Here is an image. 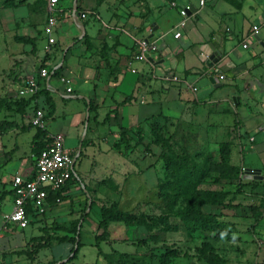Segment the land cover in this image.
<instances>
[{
  "label": "crops",
  "instance_id": "obj_1",
  "mask_svg": "<svg viewBox=\"0 0 264 264\" xmlns=\"http://www.w3.org/2000/svg\"><path fill=\"white\" fill-rule=\"evenodd\" d=\"M47 4L48 0H0V58L8 60L5 67L0 66V97L32 99L25 109L14 107L0 116L5 123L14 124L0 133V230L11 229L4 224V216L12 210L11 181L15 176H31L37 147L45 143L46 135H62V131L87 121L85 144L77 141L75 148L66 149L82 161L92 158L91 169L100 168L101 177L92 179L90 169L77 172L76 162L73 166L82 182L79 186L95 190L88 185L104 186L105 175L118 171L120 164V151L113 148L118 137L111 131L114 122L109 126L104 121L110 112L119 119L118 128L128 129L147 121L156 124L151 119L160 114L180 117L193 107L195 117L201 116L211 133L224 138L219 143L232 146L231 163L240 167L242 182L248 184L235 194L233 203L239 205L235 211L242 214L241 218L248 216L251 228L246 234L259 255L264 248V0H205L202 6L200 0H74L68 5L58 0L56 44L50 55L44 50L46 38L42 32ZM185 5L191 6V11L185 25L180 26L179 10ZM90 20L92 24L98 21L99 26L90 24ZM253 26L258 29L254 31ZM176 32L180 33L177 38ZM85 35L89 46L82 40ZM23 37L35 42H23ZM141 40L148 41L149 49L144 60H135ZM47 55L51 60L46 65H61V76L71 79L70 94L64 86H56L61 84L58 77L37 76ZM16 62L20 67L12 68ZM10 70L14 81H3L1 74ZM34 76L39 92L46 88L55 105L42 132L31 127L30 118L37 107L46 108L48 114L44 94H19L25 80ZM78 81L84 85L83 90L77 88ZM218 89H228L234 98H212ZM58 98L76 102L75 111L55 118ZM127 98L129 101L122 104ZM242 104L249 110L244 119L231 117L230 113L236 114ZM24 146L26 150L20 155ZM246 153L256 156V163L246 166ZM9 167L16 171L9 173ZM70 188L64 196L70 195ZM62 204L56 207L47 202L30 216L28 226L47 212L62 210ZM5 205L11 209L5 211ZM251 207H259L257 220ZM55 216L59 219L54 221L66 219ZM58 247L59 257L67 254V244ZM260 260L264 262V253Z\"/></svg>",
  "mask_w": 264,
  "mask_h": 264
},
{
  "label": "rangeland",
  "instance_id": "obj_2",
  "mask_svg": "<svg viewBox=\"0 0 264 264\" xmlns=\"http://www.w3.org/2000/svg\"><path fill=\"white\" fill-rule=\"evenodd\" d=\"M63 1L66 5L74 3V0ZM84 1L89 2L90 0ZM92 22L94 21L90 20V24ZM92 25L97 27L99 22ZM49 60L51 58H48L47 62ZM7 61L6 57H1L0 66L5 67ZM19 64L14 63L12 68L17 69V66L20 67ZM46 66L52 67L51 64ZM11 72L12 70L1 74L3 81H14V72ZM53 83L55 84L54 81ZM77 85L78 89L83 90L82 82L78 81ZM56 86L59 89L63 87L59 83ZM221 97L233 99L234 94L228 89H218L212 94V98ZM57 100L55 118H63L64 115L75 111L76 102L70 103V101L59 98ZM192 110L193 107H189L180 117H164L160 114L155 119H151L156 124L147 121L143 126L126 129L131 148L127 151H120L118 171L115 170L114 173L105 175L106 184L104 186L88 185L96 188L88 190L85 185L87 192L84 194L83 188L79 184H74L70 188V195H65L64 199L59 202L55 200L50 203L57 207L64 200H68L61 205L62 210L54 213L47 212L46 215L43 213L45 216L33 226L19 228L10 225L11 229H1L0 264H47V262L54 264V261L60 258H63L60 262L67 261V254L59 257L61 248L58 245L61 242L60 238L64 235L59 227L79 219L82 215H87V217L81 222V247L73 264H160L159 257L166 252V249L177 253L176 257L169 259V264H208L207 256L210 252L224 258L226 264H264L260 260L264 248L257 255L255 244H252L251 237L246 234L251 228L248 216L244 215L242 219V214L235 211V208L205 207V213L217 215L218 219L224 223L226 235L218 238L213 231H203L182 222L176 213L182 208L183 202L180 199L175 202L171 197L162 196L161 184L165 180V166L161 158L162 149L151 143L152 128H156L158 135L170 139L177 154L187 157L189 163L191 161L202 162L205 155L213 156L214 159L218 157V144L224 138L221 134L215 136L214 132L211 133L207 125L202 123L201 116L195 117L196 114ZM113 113V111L110 112L104 121L109 126L114 122L112 124L114 129L111 131L116 132L119 137L118 123L120 121L112 117ZM248 113L249 110L242 104L238 106L236 114L232 112L230 116L244 119ZM16 114L19 115V113ZM61 133H63L62 136L65 135L64 147L75 148L78 145L77 141H81L83 135L86 134L85 124ZM19 141H23V138ZM25 150V146L21 148L20 155ZM239 159L238 157L237 164L240 163ZM82 160L81 157L76 162L77 172L90 169V178L101 177L99 175L101 170L98 166L90 168L94 161L92 158ZM244 161L246 166H250L253 162L256 163L257 158L252 153H246ZM6 171L13 173L16 168L9 167ZM220 186V189L229 194L236 190L233 182L218 183L214 181V177L206 180L202 187L217 190ZM113 202L118 204L120 210L130 212L140 220L142 218V222L132 225L112 222L109 226L108 237L96 244L95 236L101 232L98 227L99 209ZM10 209V205L4 206L5 211ZM53 215L66 216V219L54 221L59 218ZM164 221H167L168 230L165 229ZM20 249H22L20 253H14ZM203 252H206V255Z\"/></svg>",
  "mask_w": 264,
  "mask_h": 264
},
{
  "label": "trees",
  "instance_id": "obj_3",
  "mask_svg": "<svg viewBox=\"0 0 264 264\" xmlns=\"http://www.w3.org/2000/svg\"><path fill=\"white\" fill-rule=\"evenodd\" d=\"M23 42L33 44L35 40L33 38H21ZM84 43L88 45L86 35L82 39ZM80 40H75L77 43ZM48 55L44 58L41 63V67L46 66ZM47 67V66H46ZM39 68V69H40ZM50 77H61L62 66L57 65L48 68ZM48 90L45 88L39 92L44 94L46 98V104L48 105V116H51L54 112L55 105L52 99L48 95ZM32 99H14L11 100L7 97H0V116L8 111H13L16 108H26L31 104ZM129 98L124 100L122 104L127 103ZM92 103L89 104V112L92 111ZM17 111V109H16ZM46 115V117H47ZM14 124L5 123L0 119V129L5 131L8 128H12ZM32 127V126H31ZM151 129L153 139L152 144L159 146L162 149L161 158L165 166V180L161 184L162 196L171 197L173 201L180 199L183 202L182 208L176 213V216L184 223L190 224L193 227L209 232H215V236L218 238L224 237L226 229L224 223L218 219V216L213 213H205V207H216V208H238L239 205H235L234 197L235 194L240 192L248 184L243 183L241 179L240 167L235 166L231 163V151L232 146L229 142H220L218 144V157L214 159L213 156H203L202 162L191 161L185 156L177 154L173 147L170 139H166L163 136L158 135L155 130ZM119 137L114 143L113 148L118 151L130 150V141L127 136V130L120 127ZM42 132V131H41ZM86 137V135H85ZM86 138L82 141V146L85 144ZM44 147L40 145L37 147L36 155L39 154L40 150ZM79 156L74 158V162H77ZM214 177L215 182L231 181L236 186V190L233 193L224 190H211L209 188L202 187L206 180ZM33 175L29 177L32 179ZM82 184L79 176L73 169L71 177L67 180L65 185L57 191H49L47 202L52 203L57 198L64 199V193L74 184ZM83 193L86 194L87 188L83 186ZM11 192V191H10ZM12 193V192H11ZM253 215L256 220L260 216L257 214L259 207H251ZM32 206H27L26 212L29 216L36 212ZM87 215H82L79 219L69 222L67 225H60L59 229L64 232L63 237L60 238V244H67L69 246L67 251V261L60 262L63 258L54 261V264H73L76 256L81 247V226L82 221ZM142 220V218H141ZM136 218L130 212H124L119 209L118 204L113 202L110 205H103L99 209V222L98 227L101 232L95 236L96 244L104 241L108 237L109 226L112 222H121L126 225L139 224L141 221ZM165 229H169L167 221H164ZM70 256V254H72ZM206 255V252H203ZM177 253L171 249H166V252L159 257L160 264H169V259L176 257ZM208 264H226V260L214 252H210L207 256ZM51 264V263H49Z\"/></svg>",
  "mask_w": 264,
  "mask_h": 264
},
{
  "label": "built area",
  "instance_id": "obj_4",
  "mask_svg": "<svg viewBox=\"0 0 264 264\" xmlns=\"http://www.w3.org/2000/svg\"><path fill=\"white\" fill-rule=\"evenodd\" d=\"M205 0H200V5L204 4ZM191 11V6L185 5L180 8L179 15L181 16L180 26L185 25V20ZM47 19L43 26V35L46 38L44 50L46 53L52 51L56 44L55 30L58 23V0H48L47 4ZM81 17L85 18L86 14L81 13ZM257 26H253L256 31ZM179 32L174 34L177 38ZM246 44L243 47L246 48ZM149 49L147 40H141L137 43V53L134 56L135 60H144ZM37 76L44 79L49 76L48 67H41ZM220 78H223L220 76ZM59 81L65 88L66 94L72 92V82L67 76H61ZM40 90L37 77H30L25 80L23 87L19 90L21 96L36 95ZM195 90V89H194ZM47 111L44 107H37L30 118V125L36 129L44 131L46 129ZM1 133V129H0ZM73 154L64 147V138L61 134L46 135L44 147L39 154L35 156L33 163L32 174L33 178H22L15 176L10 184L12 192V210L4 216L5 225H13L19 228H25L29 224L30 216L26 212L27 206H32L35 210H41L47 204L49 191L60 190L67 180L71 177L74 166ZM60 201L59 198L56 199Z\"/></svg>",
  "mask_w": 264,
  "mask_h": 264
},
{
  "label": "water",
  "instance_id": "obj_5",
  "mask_svg": "<svg viewBox=\"0 0 264 264\" xmlns=\"http://www.w3.org/2000/svg\"><path fill=\"white\" fill-rule=\"evenodd\" d=\"M87 117H88V114H87ZM86 127H87V121L85 122V129H86ZM84 137H85V134L83 135V138H82V140L84 139ZM73 254V253H72ZM71 254V255H72Z\"/></svg>",
  "mask_w": 264,
  "mask_h": 264
}]
</instances>
